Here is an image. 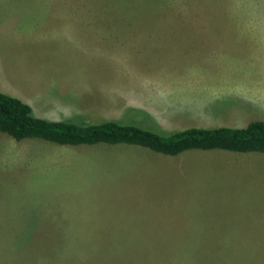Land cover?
Listing matches in <instances>:
<instances>
[{
  "label": "rangeland",
  "instance_id": "1",
  "mask_svg": "<svg viewBox=\"0 0 264 264\" xmlns=\"http://www.w3.org/2000/svg\"><path fill=\"white\" fill-rule=\"evenodd\" d=\"M0 90L49 120L264 121V0H0ZM24 236L43 264H264V153L0 134V246Z\"/></svg>",
  "mask_w": 264,
  "mask_h": 264
},
{
  "label": "trees",
  "instance_id": "2",
  "mask_svg": "<svg viewBox=\"0 0 264 264\" xmlns=\"http://www.w3.org/2000/svg\"><path fill=\"white\" fill-rule=\"evenodd\" d=\"M132 112L109 120L96 116L49 120L35 116L28 104L0 90V134L14 141L37 139L58 146H136L167 157L188 150L264 153V121L254 120L242 127L192 126L162 131L142 111H138L140 119H131ZM46 242H39L31 250L32 241L29 243L27 236L17 242L15 249L5 243L0 246V264L48 262L51 256L44 254L55 253L58 248L54 240L52 252L44 251ZM8 250L11 254L6 256Z\"/></svg>",
  "mask_w": 264,
  "mask_h": 264
}]
</instances>
